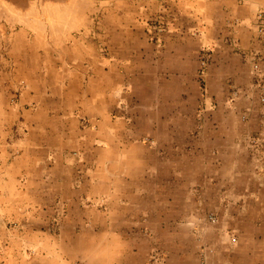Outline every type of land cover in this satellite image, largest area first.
<instances>
[{
  "label": "rangeland",
  "instance_id": "obj_1",
  "mask_svg": "<svg viewBox=\"0 0 264 264\" xmlns=\"http://www.w3.org/2000/svg\"><path fill=\"white\" fill-rule=\"evenodd\" d=\"M0 264H264V0H0Z\"/></svg>",
  "mask_w": 264,
  "mask_h": 264
},
{
  "label": "crops",
  "instance_id": "obj_2",
  "mask_svg": "<svg viewBox=\"0 0 264 264\" xmlns=\"http://www.w3.org/2000/svg\"><path fill=\"white\" fill-rule=\"evenodd\" d=\"M27 82L29 81V83L28 84H26L27 86V88L25 87L24 88V91H28L27 89H33L34 91L36 90V84H35V82H34V80H26ZM41 95V91L39 92V96ZM47 99H49L50 101H52L50 98L51 97H46ZM34 101H37V99L36 98H34Z\"/></svg>",
  "mask_w": 264,
  "mask_h": 264
}]
</instances>
